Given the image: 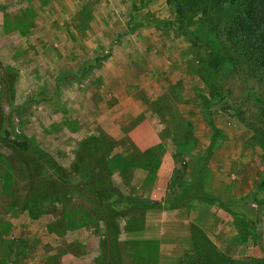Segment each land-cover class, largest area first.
<instances>
[{
  "label": "rangeland",
  "instance_id": "1",
  "mask_svg": "<svg viewBox=\"0 0 264 264\" xmlns=\"http://www.w3.org/2000/svg\"><path fill=\"white\" fill-rule=\"evenodd\" d=\"M133 2L135 17L143 23L174 19L165 0H0V169L15 168L23 177L18 181H27L24 166L12 157L4 139L1 103L5 83L14 138H27L35 151L50 155L74 180L72 153L77 139L104 133L117 142L116 151L129 149L137 154L144 151L140 140L151 134L158 140L148 148H161H156L153 166L155 169L156 164L158 170L164 165V195L178 193L195 179L199 184V189H193L195 193L216 199L215 203L184 200L183 208L164 217V264H176L185 252L191 256L194 241L198 249L213 247L234 262L260 259L263 253L252 241L238 243L230 215L236 212L260 231L264 250V189L255 191L263 169L262 153L238 118L242 113L247 120L255 109L249 100L236 107L237 101L246 97L250 83L239 76L231 78L226 84L231 97L213 107L212 122L224 138L199 174L200 159L212 135L195 97V88L201 87L195 70L203 53L180 28L144 26L129 33ZM96 57L101 59L98 67L79 83L70 78L57 82L63 73L79 74V68L84 63L93 64ZM34 97L36 104L29 102ZM119 164L121 161L112 166L118 168ZM41 173L49 175L45 169ZM119 177L122 193L144 197L148 192L143 190L142 171L133 175V187L131 182L121 183ZM7 200L0 194V264H46L51 251L64 242L50 234V205L45 203V214L30 223L27 213L25 218L5 215ZM71 208L78 213L83 210L80 204ZM128 214L117 220L119 234L132 229ZM88 218L81 220L88 222L82 223L86 228L93 226L94 217ZM97 224L96 235L101 238V223ZM96 235L84 229L65 237V242L78 239L89 246L92 241L97 243ZM22 239L29 247L25 257L16 255V250L5 255L6 247L16 249ZM133 246L138 247L123 249L124 258L136 264L154 260L151 246ZM95 247L88 249L91 255L96 250L98 256ZM140 247L148 253L130 258ZM62 258L64 264H79L69 256ZM85 263L92 264L90 259Z\"/></svg>",
  "mask_w": 264,
  "mask_h": 264
},
{
  "label": "trees",
  "instance_id": "2",
  "mask_svg": "<svg viewBox=\"0 0 264 264\" xmlns=\"http://www.w3.org/2000/svg\"><path fill=\"white\" fill-rule=\"evenodd\" d=\"M165 3L174 13L172 21L143 23L135 17L137 9L133 2L127 28L129 33L133 31V28L144 26H153L158 30L180 28L190 36L194 47L203 53L198 57L199 62L195 70V76L201 84V87L195 88V97L200 103L203 120L211 129L212 135L200 159L198 173L204 171L207 161L220 147L224 138L222 131L212 122V109L231 97L232 91L226 88V84L231 78L239 76L250 85L247 86L246 97L239 99L236 107L239 108L243 101L249 100L255 111L249 113L247 120L241 112L238 118L251 131L257 148L261 150L263 169L255 191L263 190L264 0H165ZM1 10L3 8L0 7ZM100 61L101 59L96 57L93 64L84 63L79 68V74L63 73L57 78V82L70 78L75 83H79L85 74L98 67L97 62ZM7 87L10 86L7 84ZM29 102L37 103L35 97ZM4 139L9 145L12 157L15 156L24 166L27 176L26 182L18 181V177H23L22 173L20 175L15 168L10 171L0 169V194L8 199L5 211L13 215L26 212L30 220H37L45 214L44 204L48 203L50 205L48 206L49 215L60 217L51 223L49 230L54 232L58 230L61 233L87 226L88 222H81V220L89 219L88 215L93 216L91 223L98 225L97 221H99L102 229L98 244L99 255L94 260V264H105L106 262V232L108 235V264H122L117 244L119 233L116 224L118 219L126 217L128 213L131 217L132 228L128 232L134 233L141 230L142 214L145 211L181 209L183 201L189 199L205 203H215L216 200L206 194L195 193L194 190L199 189V184L197 185L195 179L189 180L180 187L178 193L166 194L164 199L159 201H153L146 196H133V192L126 195L113 184L111 170L118 172L121 179L130 184L136 169L145 172L142 182L144 188L153 184L158 167L155 164L154 169L153 166L154 154L157 152L156 148L161 150L159 146L145 149L137 154L129 149H126V154H113L118 146L117 142L104 133H91L76 143L72 153L73 175L76 177L74 180L50 155L35 151L27 138L15 136L14 140H11L7 131L4 130ZM120 161L121 165L119 164L118 168L112 166ZM42 163L46 164L62 183L54 181L50 175L45 177L41 173L44 171ZM95 198L100 203L102 213ZM77 204L83 206L80 213L71 208ZM230 215L237 230L238 243L244 245L252 241L263 253L260 259L244 264H264L260 231L250 226L236 212L232 211ZM103 220H105L107 231ZM137 220L139 224L132 225ZM0 236L2 237V234ZM22 240L17 241L20 246L16 249L12 246L6 247L5 255L16 250V255L20 254L25 257L29 247L27 241ZM190 244L192 245V241ZM193 244L195 252L191 256L186 255V252L183 253L176 264H242L228 259L213 247L198 249L195 241ZM46 264H58V260L56 257H50Z\"/></svg>",
  "mask_w": 264,
  "mask_h": 264
},
{
  "label": "crops",
  "instance_id": "3",
  "mask_svg": "<svg viewBox=\"0 0 264 264\" xmlns=\"http://www.w3.org/2000/svg\"><path fill=\"white\" fill-rule=\"evenodd\" d=\"M111 136H113V133H109ZM108 135V134H107ZM135 138V137H133ZM82 138L77 139L76 142L80 141ZM158 140V138L156 137V135H147L144 137V139H141L140 141L143 142L141 144H143V146L140 147L142 148L141 150H145L146 148L154 145V143H156ZM136 142H138V139L136 140ZM117 149H115L113 151V154H126L127 151L122 150L121 152L116 151ZM111 170V169H110ZM139 171V169H136L135 172H133V175H137V172ZM142 171V170H140ZM111 179L113 184L121 190V186L118 184V179L116 177H119V173L111 170ZM144 173V177L141 181V183L143 182L144 178H145V172L142 171ZM155 179L153 184H151L148 188H144L143 190L148 189V192H146V194L144 195V197H148L149 199L153 200V201H159V200H163L164 199V165L163 163L160 165V168L156 171L155 173ZM120 182L124 184L123 180L119 177ZM136 180H132L131 181V187H133V184L136 185L135 183ZM139 183V182H138ZM138 185V184H137ZM8 202V200H7ZM7 204V203H6ZM5 204V205H6ZM174 211H178L177 210H169V211H164V210H148L145 211L142 214V228L140 231L134 232V233H121L118 236V240H117V244H118V249L121 253V262L122 264H136V262L134 263L131 260H128L126 258H124L123 256V249L127 247H131L129 249H133V248H137L138 246H133V245H139L141 246V244L144 245V249L148 248L145 246H151L153 248V254H154V260L150 259L148 261V259L144 260L145 262H142L140 264H164V217L167 216V214H169V212H174ZM26 212H22L20 214H16V215H20V217H24L27 215H25ZM5 215H11L10 213H8L7 211H5L4 213ZM49 217H52V220H50V225L52 222L56 221L57 218H60L57 215H50ZM40 219V218H39ZM8 220L9 219H5ZM30 220V219H29ZM37 220H30V223H33ZM49 225V226H50ZM84 229H91L94 231V234L96 235L97 233V225H93L90 226V228H86V227H81L75 230H66L64 233H61L60 231L56 230V232L51 231L50 234L54 235L55 238H60V240L64 239V242H62L56 249H53L51 252L52 254H50V257H56L58 260V264H64L63 262V256H69L70 258H72L73 260L79 261V264H86L85 260H89L90 262H92V264H94V260L97 257V252L96 250L92 251V255L90 254V250L89 248H93L95 247V249H97L98 251V244H99V237L96 235L98 241L96 240L97 243H95V241H92L89 246H87L86 242L84 243V241L82 240H78V239H70L68 241L65 242V237H68L69 235H71V237L73 236L74 233H81L83 232ZM59 235V236H57ZM125 246V247H124ZM59 248V249H58ZM93 250V249H92ZM137 250V251H136ZM130 256V258H132L135 254V256H137V254H141L142 257L144 254H147L148 251L147 249L145 252L143 249H136ZM131 253V252H128ZM137 253V254H136ZM134 258V257H133ZM135 259V258H134ZM136 261V260H135Z\"/></svg>",
  "mask_w": 264,
  "mask_h": 264
},
{
  "label": "water",
  "instance_id": "4",
  "mask_svg": "<svg viewBox=\"0 0 264 264\" xmlns=\"http://www.w3.org/2000/svg\"><path fill=\"white\" fill-rule=\"evenodd\" d=\"M2 76H3V82H5V79H4V72H2ZM1 106H2V109L4 111V120H5V125H6V131L9 135V139L11 140H14V136H13V133H12V130L10 128V124H9V108L7 106V93H6V86H5V83H4V90H3V97H2V103H1ZM42 166L43 168L49 173L50 177L58 182V183H62V181L60 179H58L54 173H52L49 169V167L42 163ZM90 198H94L92 196H89ZM96 199V198H95ZM97 203L99 204V208H100V211L102 213V210H101V207H100V203L98 201V199H96ZM103 215V214H102ZM104 217V216H103ZM103 224H104V228L105 230L107 231V227H106V224H105V220H103ZM106 243H107V250H106V262L105 264H108L109 262V259H108V235H107V232H106Z\"/></svg>",
  "mask_w": 264,
  "mask_h": 264
}]
</instances>
